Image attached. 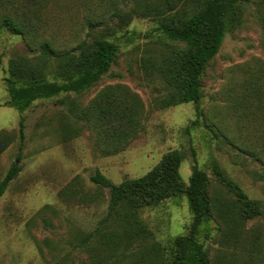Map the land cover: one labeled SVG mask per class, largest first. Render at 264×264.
I'll return each mask as SVG.
<instances>
[{"label": "rangeland", "instance_id": "374dc122", "mask_svg": "<svg viewBox=\"0 0 264 264\" xmlns=\"http://www.w3.org/2000/svg\"><path fill=\"white\" fill-rule=\"evenodd\" d=\"M199 1L0 0V183L15 162L21 167L0 196V264H108L115 255L124 264H152L146 243L166 245L190 231L187 197L139 210L136 218L148 234L132 241V217L124 211L127 227L118 231L117 243L111 238L118 251L109 260L112 247L87 251L79 247V235L95 230L107 215L109 190L91 180L97 171L121 184L146 175L171 151L185 157L180 174L186 184L195 168L210 178L213 215L198 237L211 263L264 264V0H245L241 26L227 34L206 68L199 104L164 108L158 101L165 95L163 57L177 46L160 21L192 11ZM7 20L18 31L5 26ZM96 40L114 42L118 52L93 88L38 100L24 113L6 105L11 60L53 73ZM46 53L53 55L48 63ZM113 92L141 107L132 108L136 135L127 136L121 152L105 155L93 138L97 132L80 120L95 99ZM215 162L259 202L260 216L242 218L235 193L216 180Z\"/></svg>", "mask_w": 264, "mask_h": 264}, {"label": "trees", "instance_id": "16d2710c", "mask_svg": "<svg viewBox=\"0 0 264 264\" xmlns=\"http://www.w3.org/2000/svg\"><path fill=\"white\" fill-rule=\"evenodd\" d=\"M244 2L245 0H201L192 11L178 12L162 18L160 30L170 41L177 43L163 57L160 66L165 87L164 97L158 99L159 103L163 100L162 107L200 103L203 97L202 78L206 68L219 54L227 34L241 26L245 13ZM6 25L18 31L16 23L7 20ZM78 51L79 53L68 56L53 73H47L42 65L24 59L11 60L7 80L9 100L6 105L24 113L38 100H51L62 94L82 95L109 74L117 58L118 46L111 41L96 40L81 46ZM52 56V53H46L44 61L48 63ZM49 75H53L54 79L50 80ZM128 97L113 92L104 98L95 99L93 104L85 108L86 111L83 110L86 119L80 120L78 106L72 109L80 123L83 124L85 120L97 132L93 138L105 155L121 152L127 136L129 138L136 135L138 119L132 113V108L135 106L139 109L141 105L134 104ZM20 130L23 136V121ZM184 159L180 151H171L146 175L127 179L121 184H114L97 171L91 180L99 188L109 190L108 211L95 230L79 235V247L96 252L99 248L97 245H109L112 247L106 259L109 260L114 257L112 253L118 251L114 245L118 236H115L119 230L127 227L122 214L124 211L132 217V226L128 229L129 239L132 241L148 234L136 218L139 210L157 206L174 197L185 196L193 215L190 231L168 240L166 245L146 243L147 250L154 255L152 264H212L198 237L200 229L213 215L208 192L210 178L204 170L195 168L189 184H186L180 174ZM212 171L217 181L235 193L240 215L244 220L254 219L262 214L259 202L250 199L238 183L227 177L217 162L212 164ZM20 172L21 167L15 162L0 183V196ZM111 238L114 243L110 241ZM128 248H132V245L129 244ZM123 252L125 251L122 249L121 253ZM115 258L112 262L108 261V264H124L123 256L115 255ZM103 264H107V261Z\"/></svg>", "mask_w": 264, "mask_h": 264}]
</instances>
